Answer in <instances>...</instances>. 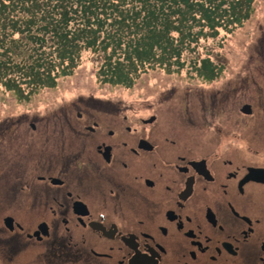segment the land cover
<instances>
[{
	"label": "flooded vegetation",
	"instance_id": "af4514ba",
	"mask_svg": "<svg viewBox=\"0 0 264 264\" xmlns=\"http://www.w3.org/2000/svg\"><path fill=\"white\" fill-rule=\"evenodd\" d=\"M259 32L251 60L209 83L195 125L100 98L2 125L0 264H264Z\"/></svg>",
	"mask_w": 264,
	"mask_h": 264
},
{
	"label": "trees",
	"instance_id": "16d2710c",
	"mask_svg": "<svg viewBox=\"0 0 264 264\" xmlns=\"http://www.w3.org/2000/svg\"><path fill=\"white\" fill-rule=\"evenodd\" d=\"M254 4L0 0V85L19 99H29L43 88L56 87L60 77L74 74L88 50L104 55L99 76L114 87L132 89L153 69L190 70L194 79L210 83L227 67L220 59L227 35L252 17ZM219 38L220 60L211 57V50L203 57L201 41Z\"/></svg>",
	"mask_w": 264,
	"mask_h": 264
},
{
	"label": "rangeland",
	"instance_id": "374dc122",
	"mask_svg": "<svg viewBox=\"0 0 264 264\" xmlns=\"http://www.w3.org/2000/svg\"><path fill=\"white\" fill-rule=\"evenodd\" d=\"M263 28L264 0H255L252 17L232 35H227L224 48L220 50V59L228 71L236 72L243 62L251 60L260 41L259 31ZM220 38L201 41L199 52L203 57L211 50V57L220 60L217 56ZM103 60L102 53L83 51L74 74L60 77L56 87L43 88L29 99H19L14 92L0 85V127L48 124L46 113L59 118L65 109L76 103L87 104L89 99L99 98L118 104L117 108L123 112L144 117L154 114L162 126L190 125L189 120L195 125L197 112L202 109L199 101H206V95L215 93L211 84L194 79L190 70L167 72L153 69L143 73L132 89L114 87L105 84L99 76Z\"/></svg>",
	"mask_w": 264,
	"mask_h": 264
}]
</instances>
